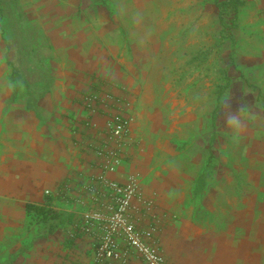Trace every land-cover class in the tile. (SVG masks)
I'll use <instances>...</instances> for the list:
<instances>
[{"label":"rangeland","instance_id":"1","mask_svg":"<svg viewBox=\"0 0 264 264\" xmlns=\"http://www.w3.org/2000/svg\"><path fill=\"white\" fill-rule=\"evenodd\" d=\"M5 1L0 86L14 92L5 104L26 105L27 93H43L50 84L70 86L62 67H71L85 45L75 40L88 33L95 68L83 72L84 87L75 101L86 114L96 110L127 117L133 140L127 177L162 193L186 217L198 214L209 236L228 234L235 221L259 210L264 199V0L237 1L233 44L219 36L213 0ZM20 70L29 88L17 86L13 72ZM225 75L229 86L214 110ZM245 111L255 119L245 120L235 139L226 118ZM89 116L74 134H90ZM209 151L215 168L203 180L208 192L190 205L192 184H198L194 179ZM88 186L73 194L81 213L90 208ZM71 236L62 229L47 240H33L16 264H76L82 256L63 246ZM43 248H50L48 254Z\"/></svg>","mask_w":264,"mask_h":264},{"label":"crops","instance_id":"2","mask_svg":"<svg viewBox=\"0 0 264 264\" xmlns=\"http://www.w3.org/2000/svg\"><path fill=\"white\" fill-rule=\"evenodd\" d=\"M87 35L75 40L85 45L75 53L71 67H66L67 70L62 67L68 73L66 81L70 86L65 82L49 87L37 101L34 112L24 103L5 104L14 92L7 85L0 86V255H13L23 246L24 238L25 245L29 244V231L23 229L26 204L40 203L50 192L59 198V206L54 209L73 215L62 229L72 233V248L79 254L77 257L82 256L76 264L82 260L83 264L94 262L93 247L98 231L81 222L83 212L75 208L74 191H82L89 185L85 200L88 208L98 205L97 200L106 203L111 198L99 183V159L91 150L86 153V148L97 144L99 138L92 129H88L89 135L74 134L84 124L86 115H91L98 128H102L106 118L96 110L86 114L75 101L84 87L83 72L95 68L90 52L93 46L88 43L91 40ZM132 149L133 142L125 148L122 164L108 177L118 181L127 178L125 164ZM149 200L152 205L148 207L145 201ZM168 200L162 193L140 186L131 209L138 226L153 230L168 264H264V199L251 217L235 221L228 234L213 236L201 229L200 222L179 214ZM16 240L18 243L14 245ZM42 246L36 247L38 254L42 253ZM48 249L43 248L45 254ZM28 252L30 248L25 251ZM125 264L142 263L131 253Z\"/></svg>","mask_w":264,"mask_h":264},{"label":"built area","instance_id":"3","mask_svg":"<svg viewBox=\"0 0 264 264\" xmlns=\"http://www.w3.org/2000/svg\"><path fill=\"white\" fill-rule=\"evenodd\" d=\"M86 126L99 138L89 149L99 159V183L111 198L106 203L97 200L98 205L82 213L85 226L98 231L93 251L95 264H125L131 253L142 264H168L153 230L141 228L133 220L131 209L138 198V180L108 177L122 164L125 148L133 142L127 117L109 112L102 128L92 121H87ZM145 205L151 206L152 201H145Z\"/></svg>","mask_w":264,"mask_h":264},{"label":"trees","instance_id":"4","mask_svg":"<svg viewBox=\"0 0 264 264\" xmlns=\"http://www.w3.org/2000/svg\"><path fill=\"white\" fill-rule=\"evenodd\" d=\"M237 1L238 0H213L214 4L218 8L217 20L220 25L219 36L222 39H228L232 44L234 43L232 29L235 28V23H236ZM4 3H7V1L0 0V16L5 15L4 7L2 6ZM13 73L17 74V79H19L17 86H24V87L26 86V88H29L31 86V84L26 82L23 76L25 74L23 73L22 75L21 70L20 72L15 71ZM224 73L226 74V70L224 71ZM228 86H229V78L225 75V84L219 87V90L216 95V100H215L216 105L214 110H216L219 107L221 94L223 90L226 89ZM49 87H51V84ZM45 92L27 93L29 94L30 99H27L26 108L34 112L35 109H37L36 106L37 101L40 98L44 97ZM212 158H213V154L212 152L209 151L208 158L202 168V172L198 173V175L194 179V182L195 180H197L198 184L197 185L192 184L190 205L194 204L195 206V204H199L198 202L202 201V199L205 197L206 193L208 192L203 180H205L206 175L214 174L215 167L211 166L210 163V160ZM58 199L59 198L56 196V194L48 192L44 195L42 202L40 203L29 202L26 204L23 229L24 232L29 231V244L27 246L25 245L27 239L24 238L22 242L23 246H20L18 251L15 252L13 255H4V254L0 255V264H16L17 263L16 261H18L19 257L20 256L22 257L28 248L31 249L33 247L35 243L33 240L37 238L40 240H44V239L46 240L49 235H52V233H54L58 229L64 228V225L72 220L73 215L69 213H65L62 210L58 211L54 209L55 206L57 205L59 206ZM185 208H187L186 205ZM178 213L181 214V212L179 211ZM185 214H181V215L185 216ZM197 217L198 214H194L193 220L201 222V220ZM7 243L9 245L10 241H7ZM16 243H18L17 240L14 241V245H16ZM73 245L74 243L72 238L67 237L63 241L64 247L72 248ZM93 251H94V247H93Z\"/></svg>","mask_w":264,"mask_h":264},{"label":"clouds","instance_id":"5","mask_svg":"<svg viewBox=\"0 0 264 264\" xmlns=\"http://www.w3.org/2000/svg\"><path fill=\"white\" fill-rule=\"evenodd\" d=\"M254 119H255V117L250 115V114H246V111L245 112H238L236 114H231V115L227 116L226 126L231 131V133L233 134V137L235 139H239V136H240V133L243 129L245 120L251 121Z\"/></svg>","mask_w":264,"mask_h":264}]
</instances>
